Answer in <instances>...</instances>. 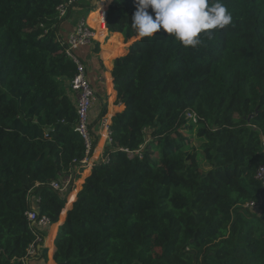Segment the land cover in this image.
Masks as SVG:
<instances>
[{
  "label": "trees",
  "instance_id": "obj_1",
  "mask_svg": "<svg viewBox=\"0 0 264 264\" xmlns=\"http://www.w3.org/2000/svg\"><path fill=\"white\" fill-rule=\"evenodd\" d=\"M62 2L0 0V264H25L33 231L48 232L27 222L28 192L53 225L48 264H264V185L255 178L264 162V0H223L233 22L201 33L195 48L166 33L140 37L133 0L107 9L109 0H77L98 33L92 52L100 46L111 100L112 64L124 109L111 119L107 162L70 194L87 149L69 87L76 66L57 42ZM96 109L90 131L106 102ZM65 177V193L49 186Z\"/></svg>",
  "mask_w": 264,
  "mask_h": 264
},
{
  "label": "clouds",
  "instance_id": "obj_2",
  "mask_svg": "<svg viewBox=\"0 0 264 264\" xmlns=\"http://www.w3.org/2000/svg\"><path fill=\"white\" fill-rule=\"evenodd\" d=\"M133 2L135 11L132 14L131 26L140 37L151 38L158 33H166L185 47L195 48L202 42L201 33L211 35L212 30H222L233 22L232 14L223 0H133ZM41 238L44 240L45 237Z\"/></svg>",
  "mask_w": 264,
  "mask_h": 264
},
{
  "label": "built area",
  "instance_id": "obj_3",
  "mask_svg": "<svg viewBox=\"0 0 264 264\" xmlns=\"http://www.w3.org/2000/svg\"><path fill=\"white\" fill-rule=\"evenodd\" d=\"M75 3L76 0H63V2L56 8L58 20H64ZM92 41H94L93 34L90 31L82 28L79 24L75 27L73 32L66 37L64 41L59 37L57 40V42H59L62 46V52L68 58H70L76 66V73L71 79L69 87L74 99V106L77 115L75 132H77L84 140L87 149V155L90 150L92 141L90 135L92 131H90L89 129V123L91 120V110L93 105L95 104V94L90 84L88 83V80L86 79V67L76 57V52L81 48L89 46ZM186 117L193 120V122H195L196 120L195 115L192 113H187ZM100 123L98 128L99 131L103 127L104 119H102L101 125ZM109 136L110 135H108V138L106 139L108 143L110 142ZM139 152L140 151H137L136 153L139 155ZM102 162H107V160L104 159L102 160ZM255 178L264 185V162L258 168ZM71 181L72 180L70 177H65L60 182L51 181L49 183V186L55 191L65 193ZM27 202L29 205V210L25 213V216L30 226L35 227L37 230H49V228L51 227L49 220L44 216L40 217L37 211L39 198L34 196L31 192H28ZM33 233L35 234V240L31 245L28 246L26 250V258L25 260H23L25 264L28 263L29 259H32L38 254L39 250H37L36 245L39 243H43V238L36 235L34 231Z\"/></svg>",
  "mask_w": 264,
  "mask_h": 264
},
{
  "label": "crops",
  "instance_id": "obj_4",
  "mask_svg": "<svg viewBox=\"0 0 264 264\" xmlns=\"http://www.w3.org/2000/svg\"><path fill=\"white\" fill-rule=\"evenodd\" d=\"M109 1L111 2V0H109ZM84 19H85V11L83 10L80 13V15H79V22L83 21ZM78 24L79 23L75 24V21L73 20L72 17H68L67 20H65L63 23L60 24V27H59V32L60 33L58 35L60 37L66 39V37L73 32V30L75 29V27ZM92 48H93V46H91V47L87 46L85 48L79 49L77 51L76 55L77 54L80 55L81 60H82L80 62L82 64H84V66L86 67V79L88 80V83L90 84V86H91V88H92V90L94 91V94H95V104L93 105L92 110H91V119H92V111L94 109L97 110L96 106H97V108H99L100 107V102L102 100H104L106 102V115L108 114V110H109V106L110 105L113 108H115L114 113L112 114L111 118L109 119V127H110L112 117L115 114L122 112L124 107L122 105H117L116 102H115L116 101V93L113 90L112 77H111L112 64H111V68H110V82H111V87H112V92H113V96H112V100H111V96L109 95L110 87H109V84H108L107 79H106L104 68H103V70L101 69V66H103V65L100 62L101 61L100 53L98 55L97 54H93ZM99 69L101 70V72H99ZM106 115H105V117H106ZM95 128H96V131L94 130V135L98 138L97 139V144H96L94 150L92 151V153L83 160V162H82V166H83L82 167V171L81 172H77V174L79 175V178L77 180L73 181V188L71 189L72 191L74 189H76V184H77V182L79 180H84L85 178H87L89 176L91 168L93 167V165L96 164L97 162L103 160V149H104V147L106 145H108V142H106V140H104V144L102 145V147L100 148L98 146L99 140H100V134H98L97 131L98 132H100V131L98 130V128H99L98 126L95 127ZM108 131H109V128H108ZM103 139H105V138H103ZM96 148L98 149V150H96L98 153L95 155V149ZM87 170H88V173L86 175H84L85 172H87ZM82 184H83V181H82ZM80 188H81V186H80ZM70 207L68 208V210L70 209ZM65 217H66V214L63 217V220L61 221L60 226L64 222ZM58 220H59V218H58ZM52 226H51V228H52ZM60 226H59V228H60ZM51 228H50V230L48 231L47 234H44L45 238L43 240V243H40V245L36 246L37 250H39L38 254L36 256H34L32 259H30L27 264H48L49 260L50 259L52 260L53 254L51 256L48 254L49 253V249L46 246V239L48 238V236L50 234ZM54 240H55V238H54ZM54 240H53V250H54ZM45 252H46V254H45ZM44 254L46 255L45 257H44Z\"/></svg>",
  "mask_w": 264,
  "mask_h": 264
},
{
  "label": "rangeland",
  "instance_id": "obj_5",
  "mask_svg": "<svg viewBox=\"0 0 264 264\" xmlns=\"http://www.w3.org/2000/svg\"><path fill=\"white\" fill-rule=\"evenodd\" d=\"M77 1V0H76ZM100 1L101 0H99V3H100ZM81 2V1H80ZM99 3L97 4V7H98V5H99ZM109 4H110V1H109V3L107 4V6H106V9H107V7L109 6ZM75 5V4H74ZM72 6V8H71V10L69 11V13H68V15L64 18V21L65 20H67V18L68 17H72L73 18V20L75 21V24H77V23H79V15H80V13H81V11L80 12H77L78 11V8L76 7V5L75 6ZM97 9V8H96ZM94 12V11H93ZM89 26H90V23L88 24ZM76 26V25H75ZM95 41V40H94ZM97 42V41H96ZM137 42V41H136ZM98 43V42H97ZM99 44V43H98ZM91 46H93L92 44H90V47ZM92 50H94L93 48H92ZM128 51V50H127ZM77 53V52H76ZM99 53H100V46H99ZM99 53H97V55L99 54ZM76 57L80 60V61H82L81 60V57H80V55H76ZM122 57V56H121ZM101 62V64L103 65V63H102V61H100ZM100 66V65H99ZM101 69L103 70V66H101ZM99 72H101V70L99 69ZM96 114H98V113H96ZM96 114H93L94 115V117H96ZM102 119H105V116L102 118ZM102 119H101V123H102ZM99 122V123H100ZM101 123H100V125H101ZM94 130L96 131V128H94V129H92V134H91V136H92V138H93V140H95V138H96V136L94 135ZM97 133H98V131H97ZM194 133H195V130H190V129H184V130H182V134L186 137V138H188L189 140H190V142H191V145L190 146H192L193 148H197V146H198V143H197V141L194 139L195 137H194ZM106 142H107V140H106ZM101 148V147H100ZM96 150H98L97 148H96ZM96 152V151H95ZM197 152H198V150H197ZM97 157V156H96ZM153 158L155 157V153H154V155L152 156ZM197 160L199 161V163H200V166H201V168H202V171L204 172V171H206L208 168H207V166L204 164V163H202V160H201V156L199 155V152H198V155H197ZM72 191V190H71ZM70 191V192H71ZM50 230V229H49ZM157 252H159V251H157Z\"/></svg>",
  "mask_w": 264,
  "mask_h": 264
},
{
  "label": "bare ground",
  "instance_id": "obj_6",
  "mask_svg": "<svg viewBox=\"0 0 264 264\" xmlns=\"http://www.w3.org/2000/svg\"><path fill=\"white\" fill-rule=\"evenodd\" d=\"M79 25H80L82 28H84V29L90 31V32L93 34V38H94V40H97L98 33L95 32L94 30H92V29L90 28V26L87 25V24L85 23L84 20H83V21H80V22H79ZM108 128H109V117L106 116V117H105V120H104V123H103V127H102L101 130H100V132H104V138H105V140L108 138V135H109Z\"/></svg>",
  "mask_w": 264,
  "mask_h": 264
}]
</instances>
